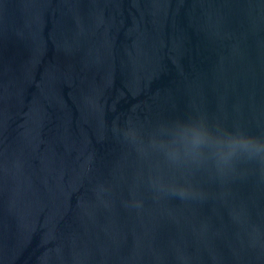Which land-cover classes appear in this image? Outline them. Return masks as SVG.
<instances>
[{
	"label": "water",
	"instance_id": "1",
	"mask_svg": "<svg viewBox=\"0 0 264 264\" xmlns=\"http://www.w3.org/2000/svg\"><path fill=\"white\" fill-rule=\"evenodd\" d=\"M0 264H264V0H0Z\"/></svg>",
	"mask_w": 264,
	"mask_h": 264
}]
</instances>
